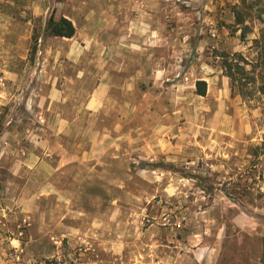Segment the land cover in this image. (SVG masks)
<instances>
[{
	"label": "rangeland",
	"instance_id": "obj_1",
	"mask_svg": "<svg viewBox=\"0 0 264 264\" xmlns=\"http://www.w3.org/2000/svg\"><path fill=\"white\" fill-rule=\"evenodd\" d=\"M9 18L31 34L21 57L0 39V264H259L264 0H0Z\"/></svg>",
	"mask_w": 264,
	"mask_h": 264
},
{
	"label": "trees",
	"instance_id": "obj_2",
	"mask_svg": "<svg viewBox=\"0 0 264 264\" xmlns=\"http://www.w3.org/2000/svg\"><path fill=\"white\" fill-rule=\"evenodd\" d=\"M246 6L250 10L251 6H249L248 4ZM232 10H233V14L235 15V18H234L235 22L238 23V24H242L243 25L242 35H244L245 29H247V26L245 24H243L245 18H243V15H242V13L240 12L239 9H236L235 7H233ZM262 19L264 20V18H261V20ZM45 30H47L50 35L61 36V37H72L74 35V33H75V27H74L73 23L71 22V20H69L68 18L63 17V16H61L58 19H55L51 15L46 21ZM35 45H36V39L34 40V42L32 44V47H31L32 51L36 49ZM262 46L264 48V45H262ZM223 63L225 65V67L227 65V67L225 68V71H227L228 76L231 79H233V73L230 71V66L228 65L230 62H228L227 59L225 58V59H223ZM237 64H238V62H237ZM238 66L242 68V66H240V65H238ZM195 85H196V92L198 94H200V95L205 94L206 82L204 80H197L195 82ZM231 235H233V233H231ZM228 236H229V234H227L225 236V242L228 240L227 239ZM233 237H235V236H233ZM235 239L236 238H234V244L233 245H234V247L237 250V249H239V246L237 247ZM254 240L255 241H253V242L256 243L257 247L259 248V246H260V250L257 251L258 253H256V255H252L250 253L249 254L250 255V259H252L254 261H257L259 264H264V235L258 236V237H254ZM241 246L243 247V245H241ZM255 252H256V250H255ZM235 259H238L239 261L241 259V260H243V262H244V260H246L244 258L242 259V257L241 258L238 257V258H235Z\"/></svg>",
	"mask_w": 264,
	"mask_h": 264
},
{
	"label": "crops",
	"instance_id": "obj_3",
	"mask_svg": "<svg viewBox=\"0 0 264 264\" xmlns=\"http://www.w3.org/2000/svg\"><path fill=\"white\" fill-rule=\"evenodd\" d=\"M68 19L71 20L70 18ZM30 34L31 25L27 19L19 20L16 18H9L4 24L0 25V39L2 40L6 37L9 40L7 46L9 47L8 52L11 57L16 53L20 57L26 54L29 48ZM13 65H15V63L11 62V66L7 69L8 72L14 70L15 67H13Z\"/></svg>",
	"mask_w": 264,
	"mask_h": 264
}]
</instances>
